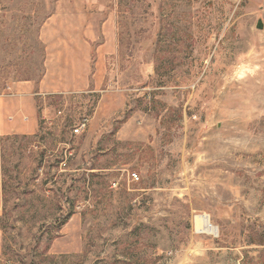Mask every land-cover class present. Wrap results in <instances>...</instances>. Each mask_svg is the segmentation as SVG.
Listing matches in <instances>:
<instances>
[{
	"label": "rangeland",
	"instance_id": "1",
	"mask_svg": "<svg viewBox=\"0 0 264 264\" xmlns=\"http://www.w3.org/2000/svg\"><path fill=\"white\" fill-rule=\"evenodd\" d=\"M260 24L264 0H0V86L34 61L95 86L6 140L0 264H264Z\"/></svg>",
	"mask_w": 264,
	"mask_h": 264
},
{
	"label": "crops",
	"instance_id": "2",
	"mask_svg": "<svg viewBox=\"0 0 264 264\" xmlns=\"http://www.w3.org/2000/svg\"><path fill=\"white\" fill-rule=\"evenodd\" d=\"M92 40V39H91ZM47 63L34 61L31 72L3 78L0 86V213L3 212L2 143L4 135H33L39 130L43 113L49 108L51 96L65 93L95 92L91 71L71 69L55 71L45 68ZM1 77V76H0ZM1 81V78H0ZM94 83V81H93Z\"/></svg>",
	"mask_w": 264,
	"mask_h": 264
},
{
	"label": "trees",
	"instance_id": "3",
	"mask_svg": "<svg viewBox=\"0 0 264 264\" xmlns=\"http://www.w3.org/2000/svg\"><path fill=\"white\" fill-rule=\"evenodd\" d=\"M17 136H11V135H4L1 137V143H2V154H1V158H2V174H3V212H2V215L0 216V225L4 228V223H3V218L4 216L8 213V209H7V206H6V197H7V174H6V165H7V162H6V159H5V146H6V140L8 139H12V138H17ZM68 219V216L64 219V221H62L60 224H59V227L58 229H60L63 225H65L67 223V220Z\"/></svg>",
	"mask_w": 264,
	"mask_h": 264
},
{
	"label": "bare ground",
	"instance_id": "4",
	"mask_svg": "<svg viewBox=\"0 0 264 264\" xmlns=\"http://www.w3.org/2000/svg\"><path fill=\"white\" fill-rule=\"evenodd\" d=\"M199 217V216H198ZM197 217V218H198ZM199 218H202V220H203V223H204V228L208 231V230H210V229H212L213 228V226L211 225V221H210V218L208 217V216H206V215H201ZM200 220V219H199ZM203 228V229H204Z\"/></svg>",
	"mask_w": 264,
	"mask_h": 264
},
{
	"label": "built area",
	"instance_id": "5",
	"mask_svg": "<svg viewBox=\"0 0 264 264\" xmlns=\"http://www.w3.org/2000/svg\"><path fill=\"white\" fill-rule=\"evenodd\" d=\"M85 126H86V124H84V122H82V123L80 124V127L77 128V129L75 130V132L79 133L80 130H82ZM133 179H136V180L139 179V177L137 176L136 173H133Z\"/></svg>",
	"mask_w": 264,
	"mask_h": 264
},
{
	"label": "water",
	"instance_id": "6",
	"mask_svg": "<svg viewBox=\"0 0 264 264\" xmlns=\"http://www.w3.org/2000/svg\"><path fill=\"white\" fill-rule=\"evenodd\" d=\"M263 27H264L263 24H260V25H259V28H260V29H263Z\"/></svg>",
	"mask_w": 264,
	"mask_h": 264
}]
</instances>
